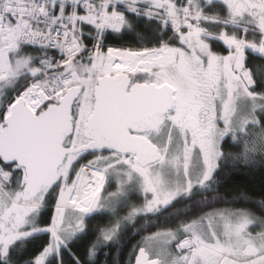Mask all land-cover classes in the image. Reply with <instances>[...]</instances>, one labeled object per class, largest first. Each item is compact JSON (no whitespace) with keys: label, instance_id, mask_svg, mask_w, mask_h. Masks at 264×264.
Here are the masks:
<instances>
[{"label":"snow or ice","instance_id":"6c2138e0","mask_svg":"<svg viewBox=\"0 0 264 264\" xmlns=\"http://www.w3.org/2000/svg\"><path fill=\"white\" fill-rule=\"evenodd\" d=\"M0 264H264V0H0Z\"/></svg>","mask_w":264,"mask_h":264}]
</instances>
